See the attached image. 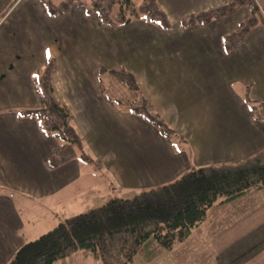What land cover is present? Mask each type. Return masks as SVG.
I'll list each match as a JSON object with an SVG mask.
<instances>
[{
    "label": "rangeland",
    "instance_id": "1",
    "mask_svg": "<svg viewBox=\"0 0 264 264\" xmlns=\"http://www.w3.org/2000/svg\"><path fill=\"white\" fill-rule=\"evenodd\" d=\"M47 1L49 4L56 6H60L63 2H69L67 0ZM86 1L89 2V0ZM136 1L138 4L142 2V0ZM254 1L260 6L261 10H264V0ZM37 5L36 0H0V201L5 199L14 210L3 207L6 217L9 216L12 219L13 217H19L20 224L16 225L13 220L11 225L12 227H15V225L18 227V237L24 243L35 240L40 235L55 228L60 222L66 221L75 215L86 213L93 208L103 206L112 198L134 200L136 196L144 191L157 189L172 183L184 174L178 175L176 179L169 183L152 187L138 189L123 187L114 173L106 168V165L110 166L112 164H117L115 167L120 166L121 159L119 157L115 159L113 156V152L117 148L113 143L108 146L107 141L103 138L105 135H108L107 137L110 135L108 131L105 132L106 125L114 131L113 138L118 136L115 135L118 131H115L114 128L119 126V119L114 115L111 118L107 116L100 105L101 103L97 105V101L100 102L101 99L105 98L109 102V106L112 103V106L114 105L122 113H130L127 105L132 104L135 110L138 107L140 112L146 109L147 112L158 115L156 118L153 117V120L159 123V120L165 122L160 115L161 112L156 110L158 107L155 103L169 101L170 99H166V93L161 95L157 91L147 90L144 85L145 79L139 75L140 72L145 70H147V73H149V70L153 73L155 68L160 69L159 65L164 64L166 59L169 62L165 66L169 68L171 65L170 52L175 53L178 47L176 42H174L175 47L170 44L176 40L178 33H181L179 31L186 28H181L179 21L175 22L176 20L172 19H169L170 28L165 30L144 21H135L127 26L109 28L102 26L100 23L98 25L97 18L94 16L85 17L83 14L80 18L70 12V9L80 11L72 4L65 12L69 11L67 15L60 17L64 13L57 16V18L55 17V19H51L52 17L49 18L42 13ZM7 6L9 7L6 10ZM245 7L238 8L233 14L226 16L227 18L222 17L226 18L223 20L225 26L231 23L228 29L233 28L236 24L239 25L241 21L246 19L249 15V9ZM244 8L248 9L246 13ZM199 15L204 14L200 13ZM201 19H206V17L201 16ZM235 30L236 28L229 34H232ZM161 35L166 36V40H162L159 37ZM159 39H161L159 41L161 42V48L155 47ZM47 46L51 47L53 53L49 63L53 67L51 84L57 99L61 102L63 99L78 101L85 99L96 107L93 108L95 112L88 111V115V107H81L82 105L73 107L76 111H83L77 113L78 122L72 110L66 106L73 116L74 127L83 142L82 148H72L74 158L70 163L76 168L77 177L66 187H62L60 191H52L53 193L44 195L39 190L30 192L29 189H20L13 183V185L9 184V182H12L16 175H20L22 181L30 184V164H34L35 169L39 165L42 167L45 165L44 163L47 160L45 158L49 154L48 157H51L62 146L68 145L65 141L56 140L54 141L56 149L51 147L53 150L50 153L51 145L47 140L36 138L30 140V124L35 126L36 123L32 122L34 120L30 121V118H26L27 120L20 119L13 112L19 109L35 110L40 107L39 98L32 90L34 83L33 78L31 79V73L34 71L36 73L38 69L44 68L46 62H48V60L45 62L43 53L44 48ZM172 49L173 51H171ZM233 51L231 52L233 53ZM161 62L162 64H160ZM46 66H48V63ZM142 76L146 80L148 78L150 82L154 78L149 74L148 76ZM122 79L127 80L128 83L134 79L140 88L138 94L129 89L130 85L126 86L121 82ZM156 79L162 86L166 83L167 86H170L167 76H159ZM199 87H201L200 82L195 84L196 91L193 92L196 96L203 94ZM234 89L240 93L242 92L241 94L244 93V89L240 84H237ZM95 91H97V94ZM179 95L181 102H183L185 99L184 94L182 96L179 92ZM180 105H182L179 106L180 111L191 109V102L189 104L181 103ZM108 119L110 123L106 122ZM195 126L197 124L190 125L191 128ZM174 127L175 125H172V127L168 124L164 125V133L169 136L172 142L180 144H174V146L181 148L186 140ZM139 131L141 132L142 129L139 128ZM133 132L135 131L130 132L131 138H134ZM21 135L23 139L19 140ZM100 142H105V145L101 147ZM257 160L264 162L263 156L255 155L246 160L225 163L220 166L214 165V167L233 169L254 163ZM18 163L19 166L17 167ZM41 167L35 173H42L40 171ZM61 168H51L47 164L45 166V169L50 170V177L52 178H58V170ZM13 169L17 171L14 172ZM14 180L18 179L15 178ZM224 203H217L214 206ZM189 237L186 241L176 244L171 251L164 249L154 239H150L145 244L152 241L154 245H157L156 248H145L144 251L142 250L143 246L132 264H243L246 259L251 264H264V228L253 232L251 236L244 240L241 247H237L238 250L227 252L224 254L225 256H222L223 253L209 254L201 251V245L195 244L193 240L188 241ZM248 247L251 251L245 252L242 257L241 252ZM173 250L175 252L170 253ZM67 259L59 260L55 264H99V261L93 255L83 251L71 255Z\"/></svg>",
    "mask_w": 264,
    "mask_h": 264
},
{
    "label": "crops",
    "instance_id": "2",
    "mask_svg": "<svg viewBox=\"0 0 264 264\" xmlns=\"http://www.w3.org/2000/svg\"><path fill=\"white\" fill-rule=\"evenodd\" d=\"M231 1L233 0H157L168 18L176 20L175 22L218 9ZM37 7L51 18L40 3ZM245 8L246 13L248 9ZM74 10L69 11L80 18L83 16L84 13ZM84 16L86 17L85 14ZM226 18L214 19L203 25L194 24L190 28L179 31L180 38L177 36L178 38L176 37V40L170 44L174 46V42L178 43L175 53L170 52V67L165 66L169 62L166 59L164 64L160 63L162 64L159 65L160 69L155 68L153 73L151 70L149 73L147 70L140 72L139 76L145 79L144 85L147 90L157 91L161 95L166 93V99H170L165 102H156L155 105L158 108L155 107V109L161 112L160 115L166 124L171 127L175 125V130L185 137L186 143L181 148L174 146V144L180 145L178 142H172L142 118L119 112L112 103L109 106V102L104 97L101 101L99 100L100 102L97 101V105L101 103L107 116L111 118L114 115L120 120L116 119L119 126L114 128L118 131L115 134L118 136L113 138L114 131L106 125L105 132L108 131L110 135L109 137L105 135L103 138L108 146L113 143L117 148L113 156L115 159L117 157L121 159L120 166L115 167L117 164H112L106 165V168L114 173L123 187L134 189L152 187L169 183L178 175L191 169L220 166L246 160L255 155H261L264 158V117H262L264 116V35H262L264 27L256 26L235 47L233 53H226L223 48L224 37L238 26L236 24L228 29L231 23L226 24V27L223 21ZM96 21L99 25L97 19ZM159 37L166 40L164 35ZM161 39L157 40L158 44L155 47L161 48V42H159ZM43 53L45 62L53 57L50 46L45 47ZM148 74L154 77L152 82L142 76H148ZM34 75L35 71L31 73V79ZM159 76H167L170 86H167V83L162 86L156 79ZM198 82L201 85L199 89L203 91V94L198 95L200 97L193 92L196 91L195 84ZM237 84L244 89L243 94L235 91L234 87ZM32 90L34 91V88ZM95 92L97 94V91ZM179 92L185 96L183 102ZM62 102L72 110L76 120L77 113L83 111H76L73 107L79 105L88 107L87 115L88 111L95 112L93 108L96 106L89 100L63 99ZM190 102L191 109L180 111L181 103L189 104ZM15 114L18 116L16 112ZM130 117L133 118L130 119ZM18 118L23 120L30 118V121L34 120L32 122L36 123L37 128L30 124V140L34 138L47 140L51 145L50 148H55L54 141L57 139L44 137L35 117L18 116ZM109 119L106 122L110 123ZM126 122L128 123L124 125ZM191 124H197V126L191 128ZM139 128L142 129L141 132ZM132 130L135 131L134 138L130 137ZM122 135L124 136L120 137ZM21 139H23L22 135L19 137V140ZM104 143L100 142L99 145L102 147ZM44 164L42 167L39 165L42 173H35L39 167L35 169V165L30 164V184L22 181L20 175H16L9 184H14L20 189H29L30 192L39 190L45 195L60 191L77 177L76 168L70 162L61 166L62 168L58 170V178L50 177V170L45 169L46 163ZM15 169L12 171H17ZM15 178L18 180H14ZM3 207L12 209L5 199L0 201V264H6L24 244L18 237L19 231L16 225L20 224L19 217H13V219L6 217ZM13 220L16 222L15 227L11 225ZM261 228H264V188L251 191L228 203L214 206L209 210L206 222L191 233L188 241L193 240L195 244L201 245V251L209 254L223 253L222 256H225L227 252L238 250L237 247H241L245 239ZM156 246L150 241L142 250L156 248ZM247 251L251 249L248 247L241 252V256L243 257ZM173 252L175 250L170 253ZM243 264H251V262H247L246 259Z\"/></svg>",
    "mask_w": 264,
    "mask_h": 264
},
{
    "label": "trees",
    "instance_id": "3",
    "mask_svg": "<svg viewBox=\"0 0 264 264\" xmlns=\"http://www.w3.org/2000/svg\"><path fill=\"white\" fill-rule=\"evenodd\" d=\"M37 1L52 18L64 14L72 4L86 16L96 17L104 27L144 21L161 30L170 28V20L157 0H142L139 4L136 0H67L69 2H63L62 6L49 4L47 0ZM243 6L249 9V15L223 40V48L229 53L256 26L264 27V10L254 0H233L223 7L204 12V15L180 19L179 25L181 28L203 25L229 16ZM50 59L46 62L48 66L38 69L33 76V88L40 107L15 112L19 117H35L44 137L68 143L46 160L47 165L56 168L69 163L74 158L72 148H82L83 142L74 127L71 112L55 95ZM121 82L130 85L129 89L138 94L140 88L134 79L130 83L125 79ZM127 108L169 138L163 129L166 123L152 119L158 115L146 109L140 112L138 107L135 110L132 104ZM263 188L264 162L259 160L233 169H191L174 182L144 191L134 200L112 198L101 207L60 222L35 240L25 242L7 264H55L79 251L93 255L99 264H132L150 239L171 251L207 219L208 211L215 204L230 202Z\"/></svg>",
    "mask_w": 264,
    "mask_h": 264
}]
</instances>
